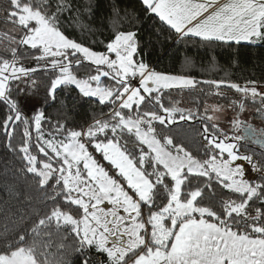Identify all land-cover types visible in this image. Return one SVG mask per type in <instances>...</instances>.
Instances as JSON below:
<instances>
[{
    "label": "snow or ice",
    "instance_id": "1",
    "mask_svg": "<svg viewBox=\"0 0 264 264\" xmlns=\"http://www.w3.org/2000/svg\"><path fill=\"white\" fill-rule=\"evenodd\" d=\"M8 5L4 21L12 27L0 33V101L8 112L0 129L23 170L40 188L51 187L52 206L0 237V264H67L69 247L80 264H264V161L240 149L246 141L264 148V126L258 130L239 118L248 102L258 103L256 112L264 114L258 82L157 71L141 58L136 30L117 31L105 51L94 50L63 30L70 0H8ZM142 5L180 40L198 38L207 46L264 42V0H142ZM24 46L36 53V66L22 63ZM89 68L94 71L84 75L73 70ZM41 70L50 73L45 102H55L59 89L74 87L81 99L108 112L71 127L67 117L53 123L43 110L25 115L13 86L36 87L31 77ZM197 88L228 99V105L205 101L202 112L199 104L193 111L174 98ZM222 88L239 98H229ZM226 107L239 110L229 121L235 134L220 127L217 113ZM192 121L201 125L197 154L170 134ZM19 124L22 139L14 146ZM213 184L228 195H217ZM205 189L211 193L208 203Z\"/></svg>",
    "mask_w": 264,
    "mask_h": 264
},
{
    "label": "trees",
    "instance_id": "2",
    "mask_svg": "<svg viewBox=\"0 0 264 264\" xmlns=\"http://www.w3.org/2000/svg\"><path fill=\"white\" fill-rule=\"evenodd\" d=\"M70 2L72 11L64 13L63 30L70 38L83 42L94 50L105 51L106 43L114 38L117 31L136 30L142 44L141 58L157 71L190 74L198 80L224 78L241 84L248 80H256L264 85V42L207 46L199 43L198 38L189 41L177 39L167 26L162 27L157 17L145 14L142 0H70ZM8 6V0H0V33L12 27L4 21V9ZM77 15L78 20L74 22L73 18ZM21 52L22 55L27 53L22 59L26 67L36 66L37 61L32 58L36 53L30 51L27 46H24ZM186 60H190L191 63H186ZM73 70L81 75L86 74L87 71H94L91 68ZM49 75L50 73H45L43 70L34 73L31 77L37 81L34 88L23 82L19 83V90L15 85L13 86V96L20 101L21 110L25 115L31 117L36 111L43 110L53 123L57 120L63 121L67 117L68 126L71 127L73 123L91 122L93 118H100L102 112H108L107 107L99 105L92 99H81L74 87L70 92L65 88L59 89L55 102L50 99L45 102ZM201 87L205 92L209 91L207 86L201 85ZM221 91L226 92L229 98H239L240 95L228 88H222ZM174 98L180 99L182 106L192 108L193 111H196L199 104L201 112L205 101L210 105L227 106L229 103L228 99L205 96L199 88L192 91L185 90L174 95ZM62 102H66V109L62 106ZM258 107V103H246L245 110L240 113L239 118L243 121L248 119L251 116L248 111L254 116L264 118V114L256 112ZM227 109L236 114L239 111ZM7 112V106L0 101V121L5 118ZM231 119L220 120V127L235 134L226 127ZM23 127L22 124L16 127L12 141L14 146L22 139ZM44 129L46 132L49 131V125L45 124ZM200 131L201 125L197 121H192L182 122L179 126L171 128L170 134L177 142L185 144L192 150L193 154H197L201 139L198 135ZM32 136L34 140L36 136L34 128ZM240 149L241 152L254 154L257 160L264 161V156L261 155L264 148L259 144L250 141L241 142ZM96 155L97 159H102L99 154ZM103 163L105 167L110 168L107 162ZM213 188L217 195H228L227 190L216 184H213ZM50 195H52L51 187L40 188L33 174L23 170L20 157L8 149L6 137L0 129V237L11 235L33 221L37 211L41 215L46 213L52 206L47 199ZM204 195V202H210L211 193L207 189ZM145 212L147 213V210ZM52 239L55 243L59 240V236L54 234ZM51 252L56 256L57 249L53 247ZM64 259L67 264H80L79 255L74 254L70 247L66 250Z\"/></svg>",
    "mask_w": 264,
    "mask_h": 264
},
{
    "label": "rangeland",
    "instance_id": "3",
    "mask_svg": "<svg viewBox=\"0 0 264 264\" xmlns=\"http://www.w3.org/2000/svg\"><path fill=\"white\" fill-rule=\"evenodd\" d=\"M260 90L264 91V85L260 86ZM247 113L250 114L251 116L248 119L244 120V121H247L248 123L252 124L257 129H260L262 126H264V118H260L258 116H254L251 111H248ZM217 115H219L221 117L220 120L223 121L224 118H233L234 116H236V113L229 112L228 109L226 108V110L223 113H217ZM226 127L230 128V130H231L230 123L226 124Z\"/></svg>",
    "mask_w": 264,
    "mask_h": 264
},
{
    "label": "built area",
    "instance_id": "4",
    "mask_svg": "<svg viewBox=\"0 0 264 264\" xmlns=\"http://www.w3.org/2000/svg\"><path fill=\"white\" fill-rule=\"evenodd\" d=\"M260 86H262L263 84H260V83H258Z\"/></svg>",
    "mask_w": 264,
    "mask_h": 264
},
{
    "label": "flooded vegetation",
    "instance_id": "5",
    "mask_svg": "<svg viewBox=\"0 0 264 264\" xmlns=\"http://www.w3.org/2000/svg\"><path fill=\"white\" fill-rule=\"evenodd\" d=\"M259 130V129H258Z\"/></svg>",
    "mask_w": 264,
    "mask_h": 264
}]
</instances>
